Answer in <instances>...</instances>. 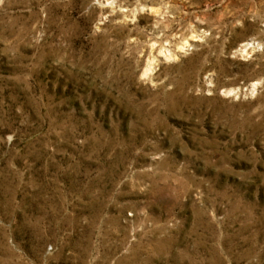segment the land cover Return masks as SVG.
<instances>
[{
  "label": "rangeland",
  "instance_id": "obj_1",
  "mask_svg": "<svg viewBox=\"0 0 264 264\" xmlns=\"http://www.w3.org/2000/svg\"><path fill=\"white\" fill-rule=\"evenodd\" d=\"M0 264H264V0H0Z\"/></svg>",
  "mask_w": 264,
  "mask_h": 264
},
{
  "label": "bare ground",
  "instance_id": "obj_2",
  "mask_svg": "<svg viewBox=\"0 0 264 264\" xmlns=\"http://www.w3.org/2000/svg\"><path fill=\"white\" fill-rule=\"evenodd\" d=\"M185 45V44H184Z\"/></svg>",
  "mask_w": 264,
  "mask_h": 264
}]
</instances>
